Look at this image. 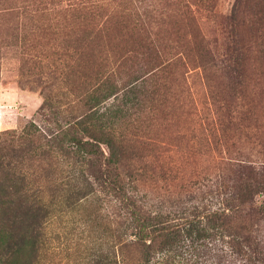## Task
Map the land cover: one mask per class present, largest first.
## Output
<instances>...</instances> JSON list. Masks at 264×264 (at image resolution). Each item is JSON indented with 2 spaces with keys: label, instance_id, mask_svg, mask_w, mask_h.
Listing matches in <instances>:
<instances>
[{
  "label": "rangeland",
  "instance_id": "rangeland-1",
  "mask_svg": "<svg viewBox=\"0 0 264 264\" xmlns=\"http://www.w3.org/2000/svg\"><path fill=\"white\" fill-rule=\"evenodd\" d=\"M110 1L90 11L44 0L39 20L15 10L0 15V245L18 231V203L41 200L46 240L36 264H94L92 250H107L112 236L118 253L127 242L124 203L95 176L106 162L89 153L135 152L122 168L154 170L137 177L142 202L189 216L194 206H218L204 178L214 179L223 151L255 160L263 150L262 32H246L236 82L200 57L205 37L223 66L220 18L202 11L192 25L175 0ZM236 1L204 7L227 16ZM136 83V99L125 97ZM218 116L232 122L219 127ZM30 125L41 138L23 134Z\"/></svg>",
  "mask_w": 264,
  "mask_h": 264
},
{
  "label": "trees",
  "instance_id": "trees-1",
  "mask_svg": "<svg viewBox=\"0 0 264 264\" xmlns=\"http://www.w3.org/2000/svg\"><path fill=\"white\" fill-rule=\"evenodd\" d=\"M43 1L0 0V4H4L0 6H5L8 11L2 10L0 15L9 12L11 15L15 10L20 15L25 13L32 20H39ZM65 1L70 7H83L90 11L111 2ZM207 2L209 0H175V5L181 18L192 25L195 22L200 24L202 11L220 18L219 26L224 39V52L221 54L224 67L204 42L205 37L200 57L202 62L206 59L207 66L218 69L219 73L232 75L238 82L242 76L241 63L245 51H248L246 32L248 29H256L262 32L261 38L264 40V0H237L231 14L227 16L215 15L211 8L204 7ZM22 4L26 7L23 12L20 11ZM126 88L125 97L136 99L137 83ZM224 106L227 110L226 105ZM250 119L253 125L259 126L261 121L255 112ZM231 122L230 116L224 117V120L219 116L216 119L219 127ZM23 134L41 138V129L30 125ZM208 135L210 140L215 137L214 133ZM84 144L88 145L89 142ZM262 149L255 160L249 157L233 158L229 151V154L223 151L222 154L227 157L222 159L223 165L214 173V179L204 178L218 194V206L206 207L201 211L199 206H194L191 210L187 209L189 216L154 211L152 206L142 202L139 197L142 185L137 177H143L148 169L153 168L146 166L142 170L132 166L121 167L135 152L116 149L111 150L108 155L103 152L89 153L97 160L106 162L107 169H100L95 176L102 179L104 188H110L118 194L126 211V231L123 232L126 244L121 246L118 253L112 236L107 250H92L90 255L94 258V264H264V144ZM0 171L4 172V168L0 167ZM2 186L5 184L0 181V189ZM15 204L13 201V205ZM18 211L16 217L21 219L18 231L13 235L6 233V237L5 234L2 236L0 264H36L40 250L42 252L46 238L41 221L44 217L41 200H22L18 203ZM23 218L26 221H22ZM132 238L136 239L133 243L138 247V255L131 258L128 243Z\"/></svg>",
  "mask_w": 264,
  "mask_h": 264
}]
</instances>
